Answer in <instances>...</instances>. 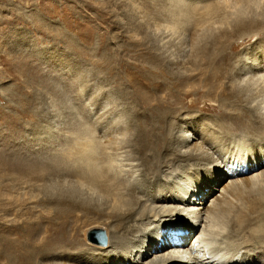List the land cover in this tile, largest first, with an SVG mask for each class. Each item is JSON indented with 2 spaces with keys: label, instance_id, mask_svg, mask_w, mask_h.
<instances>
[{
  "label": "rangeland",
  "instance_id": "obj_1",
  "mask_svg": "<svg viewBox=\"0 0 264 264\" xmlns=\"http://www.w3.org/2000/svg\"><path fill=\"white\" fill-rule=\"evenodd\" d=\"M220 1L0 0V264H19L22 255L26 264H90L91 254H86L90 258L86 263L64 259L63 248L47 241L53 240L60 229V215L71 219L72 231L82 241L81 246L85 243L81 231L86 229V242L108 245L106 230L91 226L110 223L79 209L56 213L50 199H54L58 182L52 174L43 175L41 165L32 166L30 161L52 159L56 152L67 155L73 139L86 137L91 125L97 131L94 137L101 141L108 133L123 137L111 128L113 123L125 124L135 118V109H143L144 105L151 111L152 104L170 93V85L161 75L151 76L152 63L161 62L164 68L166 64L174 69L173 62H179L175 71L195 74L190 84L183 82L182 87L175 88L185 92L191 85L187 101H197L181 113L190 116L180 121L190 122L185 132L189 147L182 151L195 143L207 149L201 140L205 137L202 128L221 117L224 107L219 105L220 98L227 97L235 85H244L246 78L250 90L264 86L263 72L255 69L254 74L249 67L253 60L262 65L264 34L235 33L238 21L234 16L227 17L214 7ZM255 11L261 15L253 16L247 10L244 22L263 23L254 29L264 31V7ZM237 66L249 72L236 77ZM204 73L213 87L209 93L202 90ZM95 85L99 87L93 88ZM104 91L107 95L102 99L100 93ZM255 100L250 102L251 107L258 102L264 113V90ZM244 105L249 107V103ZM225 117L222 122L227 120ZM143 122L149 127L152 119L146 115ZM219 141L225 144L227 155L246 150L247 158L254 160L260 153L257 148L252 154L255 144H244L238 138L227 143V137L222 136ZM177 162L172 159L171 165ZM12 164L14 170H10ZM226 168L223 166V172ZM223 178L210 186L218 189L212 190L215 195L226 184ZM258 179L264 189V181ZM214 197L204 199L201 206L210 205ZM242 201L246 200L233 199L231 213L235 206H242ZM260 201L258 207L264 210V200ZM230 217L216 218L214 231L228 232ZM93 232H102L105 242L91 240ZM255 232L258 235L252 237V230L246 231L247 238L264 240V224L257 225ZM190 239L188 242L199 250L195 239ZM262 251L259 259H264V248ZM95 262L99 260H92Z\"/></svg>",
  "mask_w": 264,
  "mask_h": 264
},
{
  "label": "bare ground",
  "instance_id": "obj_2",
  "mask_svg": "<svg viewBox=\"0 0 264 264\" xmlns=\"http://www.w3.org/2000/svg\"><path fill=\"white\" fill-rule=\"evenodd\" d=\"M214 7L225 12L227 17L234 16L238 21L235 33L264 34L262 28L259 32L254 29L263 23L249 24L243 19L247 10L253 16L261 15L255 9L264 7V0H223ZM207 8L211 9L209 6ZM173 64L176 69L179 62ZM152 65L151 76L158 78L161 75L160 78L169 83L170 93L166 99L152 104L151 111L144 105L143 109H135V118L131 117L125 124L113 123L111 128L123 137L108 133L101 141L94 137L97 131L95 125H91L86 137L73 139L67 155L56 152L52 159L30 161L32 166L41 165L43 175L52 174L56 184L58 182L59 187L54 188L52 196L54 199H50L56 213L79 209L105 218L104 221L110 223L91 226L106 230V247L86 242L87 229L81 231L85 242L81 246L82 241L72 231L71 219L62 215L58 216L60 229L54 233L53 240L47 241L63 248L62 258L84 263L91 258L90 264H264V259L258 258L259 253L263 252L264 240L252 238L258 235L255 227L264 224V210L258 207L260 200H264V189L258 179L264 181V113L260 111L258 102L252 107L250 104L256 101L264 86L250 90L246 78L243 79L244 85H235L227 97L220 98L219 105L224 107L221 117L216 118L213 125L207 123L202 128L205 137L201 140L206 142L207 149L195 143L193 148L182 151V148L189 147L185 132L190 122L180 121L190 116H182L181 113L190 110L197 101H187V96L192 93L191 85H187L185 92L175 88L182 87L183 82L190 84L195 74L175 71L166 64L164 68L161 62ZM249 67L252 73L257 69L264 76V58L261 66L253 60ZM247 72L241 66L235 69L236 77ZM206 74L201 80L204 86L202 90L209 93L213 87L206 82ZM244 103H249V107L243 106ZM177 111L180 113L175 114ZM146 115L152 119L149 127L143 122ZM223 116L227 120L223 119L222 122ZM230 129L235 131L229 134ZM209 131L210 135H207ZM177 132L180 134L177 135ZM222 136L227 137V143L231 138H238L244 144H255L250 152L255 154L259 148L260 153L255 154L258 158H247L246 150H239L235 154L231 151L227 155V150L223 149L225 144L219 141ZM209 149L213 152L210 153ZM175 158L178 162L171 165V160ZM247 160L250 164H246ZM13 161L11 158L10 162ZM223 166L227 167L224 172ZM10 170H14L13 164ZM201 171L207 172L202 175ZM254 171L257 173L251 174ZM70 176L75 178L71 179ZM223 176L226 184L215 195L212 190L218 189L210 186L219 178L222 181ZM213 196L210 205L201 206L204 199ZM242 198L246 200L245 204L242 201V206H235L236 210L231 213L233 199ZM261 204L264 205V202ZM229 215L228 232L214 231L215 219ZM178 229L184 235L171 232ZM248 230H252V237L247 238ZM189 237L190 240L195 239L199 250L187 242ZM90 239L97 241L92 237ZM86 254H91L89 259L85 257ZM22 259L19 264H26L24 255ZM92 260L99 262L92 263Z\"/></svg>",
  "mask_w": 264,
  "mask_h": 264
},
{
  "label": "water",
  "instance_id": "obj_3",
  "mask_svg": "<svg viewBox=\"0 0 264 264\" xmlns=\"http://www.w3.org/2000/svg\"><path fill=\"white\" fill-rule=\"evenodd\" d=\"M92 238H95L97 241L104 243V235L102 232H93Z\"/></svg>",
  "mask_w": 264,
  "mask_h": 264
},
{
  "label": "snow or ice",
  "instance_id": "obj_4",
  "mask_svg": "<svg viewBox=\"0 0 264 264\" xmlns=\"http://www.w3.org/2000/svg\"><path fill=\"white\" fill-rule=\"evenodd\" d=\"M97 87H99V85H95V86H93V88H97ZM106 95H107V92H106V91L101 92V93H100V98L103 99Z\"/></svg>",
  "mask_w": 264,
  "mask_h": 264
}]
</instances>
